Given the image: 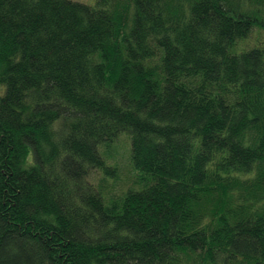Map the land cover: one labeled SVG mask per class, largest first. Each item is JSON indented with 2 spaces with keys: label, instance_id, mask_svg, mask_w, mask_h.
Returning a JSON list of instances; mask_svg holds the SVG:
<instances>
[{
  "label": "trees",
  "instance_id": "trees-1",
  "mask_svg": "<svg viewBox=\"0 0 264 264\" xmlns=\"http://www.w3.org/2000/svg\"><path fill=\"white\" fill-rule=\"evenodd\" d=\"M263 35L264 0H0V264H264Z\"/></svg>",
  "mask_w": 264,
  "mask_h": 264
},
{
  "label": "rangeland",
  "instance_id": "rangeland-1",
  "mask_svg": "<svg viewBox=\"0 0 264 264\" xmlns=\"http://www.w3.org/2000/svg\"><path fill=\"white\" fill-rule=\"evenodd\" d=\"M71 1H75V2H79V3H83V4H86V5H89V6H92L94 5L95 1L96 0H71ZM263 38H264V35H263ZM122 138V143H125L127 144V140L124 138V137H121ZM116 161L118 162V165L120 167V174H121V177L124 178L129 176V167H128V164H127V154L125 152V148H121V151H120V154L118 155ZM126 180H123V182H119L116 186H115V191L119 190L121 187H125V183H126Z\"/></svg>",
  "mask_w": 264,
  "mask_h": 264
}]
</instances>
